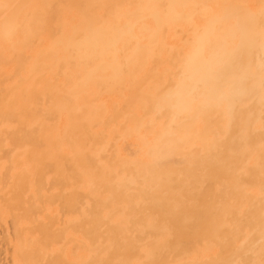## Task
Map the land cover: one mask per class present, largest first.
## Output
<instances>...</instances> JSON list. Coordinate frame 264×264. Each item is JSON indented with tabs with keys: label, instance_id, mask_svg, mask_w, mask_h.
<instances>
[{
	"label": "bare ground",
	"instance_id": "1",
	"mask_svg": "<svg viewBox=\"0 0 264 264\" xmlns=\"http://www.w3.org/2000/svg\"><path fill=\"white\" fill-rule=\"evenodd\" d=\"M105 1L63 48L42 25L24 55L0 43V238L22 264H264V0L139 7L118 41ZM26 6L52 21L48 3ZM82 66L93 79L65 89ZM37 74L56 81L28 89ZM15 114L37 117L42 150L19 147Z\"/></svg>",
	"mask_w": 264,
	"mask_h": 264
},
{
	"label": "rangeland",
	"instance_id": "2",
	"mask_svg": "<svg viewBox=\"0 0 264 264\" xmlns=\"http://www.w3.org/2000/svg\"><path fill=\"white\" fill-rule=\"evenodd\" d=\"M20 1V0H19ZM12 4V0H0V11H5V14L2 16L3 12H0V43H7L9 48L11 47L9 42L14 44V47L21 51V53L24 55L25 50L29 49L30 47H35L37 49L36 42L38 40V37L41 34H44L41 30L40 32L34 31L33 27L38 26L40 28V25L43 27H49L50 33L54 32H61V35L59 36V41L57 46H61L62 48L65 46L66 40H64L67 36H72L74 40H79L81 36L82 31H87L89 28V16L92 15V10L95 6H98L99 2H103V0H62L61 3L59 2H53V5L50 4L53 0H40L39 2H31L28 0H23V4L21 6L18 5V2ZM200 3H206V1L202 0H183V4H186L189 7H195V5ZM214 1H210V3H213ZM44 3H48L51 8V12L53 14V19L50 23H47V25L44 23L45 21H41V16L39 12L31 13L30 12H20L18 9L21 8L22 10L25 9L26 5H42ZM137 5L133 3V0H107L103 5L107 6V10L105 12H101V17L103 22H107L109 25H112L113 27L110 28L108 31L110 32H119L117 35L116 40L118 41L121 36L128 34V33H136L139 31V26H141V22L139 24L136 23L137 19V9L140 7L142 10V13L144 15H150L153 13V8L158 7H165V0H144L143 2L137 1ZM18 5V6H17ZM116 8V9H115ZM13 10V11H12ZM187 11H189V8H186ZM185 11L184 13H187ZM109 12V13H107ZM114 18H119V24H122V27L119 24L115 23ZM75 25V32L74 34L71 33L70 29L71 27ZM95 26H97V20L95 21ZM68 27V32H67ZM41 29V28H40ZM35 32V33H33ZM107 30H105L106 32ZM67 32V35L65 34ZM10 33V34H9ZM13 33V34H12ZM45 35V34H44ZM112 39V38H109ZM55 41V40H50ZM48 40V42H50ZM67 44V42H66ZM38 52V55L40 56V52ZM68 56L71 51H67ZM65 54V51H64ZM18 60H12L9 61V65L11 68L12 74H14V69H19L25 72L23 68V63L27 61L28 59L23 58H17ZM4 61V59L2 60ZM5 62V61H4ZM20 62V64H19ZM52 65V63L50 62ZM73 62H68L69 67V74H73L74 71H78V69L81 66H74L72 65ZM49 62L42 65V68L48 67ZM85 67L86 73L81 77H75L73 78V75L70 76L68 79L73 78L74 82L71 84L65 83V89L72 87L76 84V88L78 87L77 83L79 81H89V77H92V67L91 66H82ZM58 68V67H57ZM60 69V68H58ZM58 73H60L58 71ZM98 75L97 72H94ZM100 73V72H99ZM103 73V72H102ZM100 73V74H102ZM104 76V73L102 74ZM29 75H26L22 78L24 80ZM51 74L47 78L40 79L38 74L36 77L29 76V82L27 84V88L31 89H41L45 86H48V83L55 82V78H50ZM100 77V75H98ZM12 92L14 94V98L17 102H19L20 97V90L19 86H16V83H12ZM88 86H84L81 91H75L73 95L65 96L69 100L76 99L80 100L82 97L88 96V91L85 89ZM109 92H104V95H108ZM64 104V103H63ZM62 104V107H63ZM61 106V104H60ZM10 119L16 122L20 129V133L18 136H21L23 138L22 144L19 147L27 146L29 143V140L33 138L32 141V148L35 151L42 150L39 148L41 146L40 141H35L37 139V130H39V125L36 121H39L37 117H32L29 115H14L10 116ZM63 123L67 122L66 118L62 119ZM66 124V123H65ZM29 129L30 133L26 131V129ZM66 131L63 133V141L67 144L69 143V138L66 134ZM48 137H52V135H47ZM49 139V138H48ZM136 144H132L131 146L127 147V149H122L123 153L126 155H129L131 151L135 149ZM36 146V147H35ZM20 151H23V149H20ZM136 159H140V157H135ZM14 244L10 242L7 238H0V264H14L11 261L12 254L14 253V257H16V260L18 264L25 263V256L23 253H15L14 251Z\"/></svg>",
	"mask_w": 264,
	"mask_h": 264
}]
</instances>
